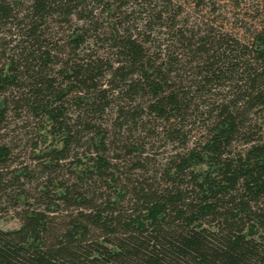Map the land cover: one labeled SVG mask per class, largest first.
<instances>
[{
	"label": "trees",
	"instance_id": "16d2710c",
	"mask_svg": "<svg viewBox=\"0 0 264 264\" xmlns=\"http://www.w3.org/2000/svg\"><path fill=\"white\" fill-rule=\"evenodd\" d=\"M189 1L0 0V264H264V4Z\"/></svg>",
	"mask_w": 264,
	"mask_h": 264
},
{
	"label": "rangeland",
	"instance_id": "374dc122",
	"mask_svg": "<svg viewBox=\"0 0 264 264\" xmlns=\"http://www.w3.org/2000/svg\"><path fill=\"white\" fill-rule=\"evenodd\" d=\"M233 1L235 0H220V13L222 14V17L226 16L227 19L225 21V24L228 29L238 31L240 32V34H243L242 31L244 30L240 29L241 26H243L244 24L253 25V23L255 22V20L253 19V15L256 14L257 9L262 8L264 0H238L240 2L238 5H235ZM191 2L194 1L190 0L189 2L184 3V14L188 15L190 21L195 22L198 17L195 15V13L192 12L194 3ZM201 4L202 5H200V8H203V12L205 14H210V9H208L209 7H206L207 2L203 0ZM19 224L20 222L17 219L9 218L8 220L2 221L0 223V226L3 228H15L18 227Z\"/></svg>",
	"mask_w": 264,
	"mask_h": 264
}]
</instances>
